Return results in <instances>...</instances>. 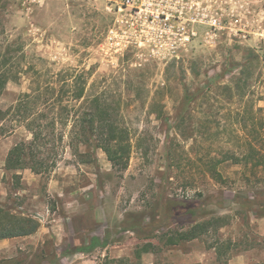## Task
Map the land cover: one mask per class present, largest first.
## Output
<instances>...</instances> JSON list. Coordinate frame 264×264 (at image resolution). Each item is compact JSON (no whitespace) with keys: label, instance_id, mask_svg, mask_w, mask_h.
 Masks as SVG:
<instances>
[{"label":"rangeland","instance_id":"374dc122","mask_svg":"<svg viewBox=\"0 0 264 264\" xmlns=\"http://www.w3.org/2000/svg\"><path fill=\"white\" fill-rule=\"evenodd\" d=\"M8 46L20 68L83 73L87 96L117 112L131 150L121 170L100 150L74 157L63 144L51 173L15 179L4 161L30 136L0 122V204L40 225L0 242V264H264V167L255 174L227 159L216 183L203 165L235 154L243 132L254 131L247 141L264 155V0H0V50ZM29 81L7 84L2 111ZM176 203L198 211L191 221L224 226L166 246L176 222L190 221L183 211L174 219ZM95 239L106 248L79 251ZM227 241L220 263L207 245ZM145 244L153 253L136 260Z\"/></svg>","mask_w":264,"mask_h":264},{"label":"trees","instance_id":"16d2710c","mask_svg":"<svg viewBox=\"0 0 264 264\" xmlns=\"http://www.w3.org/2000/svg\"><path fill=\"white\" fill-rule=\"evenodd\" d=\"M19 51L10 46L3 51L0 50V97L7 84H19L24 76L30 77L28 91L20 94L8 109L4 111L0 109V122L22 127L30 136V140L17 143L7 153L5 172L15 173L13 176L15 179L18 178L16 174L23 170H29L34 175L49 174L57 165V147L61 149L63 144L74 157L83 156L79 153L82 147L100 150L112 167L124 170L131 150L128 131L120 125L118 114L111 106L99 96H87V81L83 73L66 72L50 78L36 72L31 66L20 68L23 56H17ZM239 82L240 78L234 85L237 86ZM222 90L231 92L233 88L229 85ZM238 96L244 97L240 94ZM191 99L185 91L181 106L186 109L192 102ZM182 123L181 119L180 124ZM254 134V131L247 134L243 132V136L238 137L243 143L235 147L236 152L230 157L229 151H226L223 153L224 160L209 158L203 164L205 173L211 176L214 182H222L218 167L227 159L233 165L249 166L255 174L259 169L262 170L264 155L247 141L250 136L254 138ZM178 206L176 203L173 208L174 219L183 216V211L190 221L181 223L180 218L179 222H176L182 228L167 238L166 246L176 247L199 240L210 231L217 234L224 226L219 225L221 218L198 223L191 221L197 216L198 211L190 206L185 209L183 207L179 209ZM186 223L188 225L185 228L182 224ZM39 227L36 219L17 210L13 204H0V241L30 237ZM230 245L229 241L220 245L216 242L207 245V249L214 252L218 262L225 263L222 257L230 250ZM106 246L107 243H100L95 239L88 248H81L79 251L89 254L96 248L104 249ZM153 248L152 244H145L136 249L135 259L140 260L143 254H152Z\"/></svg>","mask_w":264,"mask_h":264},{"label":"crops","instance_id":"0c3cea01","mask_svg":"<svg viewBox=\"0 0 264 264\" xmlns=\"http://www.w3.org/2000/svg\"><path fill=\"white\" fill-rule=\"evenodd\" d=\"M4 162H5V161H4ZM38 230H39V229H38ZM36 233H37V232H36ZM36 233H35V234H36ZM35 234H34V235H35ZM32 236H33V235H32ZM30 237H31V236H30ZM26 238H29V237H26ZM6 241H9V240H6ZM0 242H5V241H0Z\"/></svg>","mask_w":264,"mask_h":264},{"label":"built area","instance_id":"2783aa9c","mask_svg":"<svg viewBox=\"0 0 264 264\" xmlns=\"http://www.w3.org/2000/svg\"><path fill=\"white\" fill-rule=\"evenodd\" d=\"M126 3H129V0H125Z\"/></svg>","mask_w":264,"mask_h":264}]
</instances>
